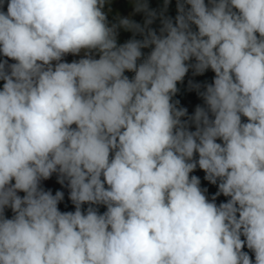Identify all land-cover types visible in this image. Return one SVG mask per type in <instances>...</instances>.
I'll return each mask as SVG.
<instances>
[{
  "label": "clouds",
  "instance_id": "1",
  "mask_svg": "<svg viewBox=\"0 0 264 264\" xmlns=\"http://www.w3.org/2000/svg\"><path fill=\"white\" fill-rule=\"evenodd\" d=\"M111 3L0 0V264H264V0Z\"/></svg>",
  "mask_w": 264,
  "mask_h": 264
},
{
  "label": "rangeland",
  "instance_id": "2",
  "mask_svg": "<svg viewBox=\"0 0 264 264\" xmlns=\"http://www.w3.org/2000/svg\"><path fill=\"white\" fill-rule=\"evenodd\" d=\"M147 3L149 5L150 9H155L158 13L163 9V0H147ZM112 9V13L109 16L110 20H114L117 14L121 17H128L131 15V19L134 20L135 22L143 25L144 20H145V14L143 12L141 13H134L133 12V6L131 3V0H112V3L110 5ZM6 11V7H5ZM168 16L175 17L176 15V0H171V3L169 4L168 11L165 13ZM149 27L157 30L159 32V28L161 27L160 20L157 18ZM132 32L130 31H125L123 29L119 30V37H118V42L119 43H124L128 39L132 38ZM139 39L140 37L137 36ZM145 54H147L150 49H144L143 50ZM79 57H74L72 55H68L65 57V59L68 62H71L74 59H78ZM10 63L12 61H9ZM131 76L134 75V73H126ZM214 73L211 70L206 71L203 75H194L193 70H189L187 75L185 76L184 80L182 83L177 84L178 92L177 94L173 97L174 100H178L179 107H184L187 108L188 114L193 115L195 112V108L197 105L203 106V100L201 97L198 96L197 94V89L195 85L199 84L200 85V91L203 90V87L206 83H211L212 79L214 77ZM2 84V82H0ZM194 130V127L193 129ZM191 175H196L200 178L201 181V187L207 189L206 196L208 197L209 200L216 194L217 192V186L209 183L207 180L204 179L205 173L197 168ZM65 186H62L57 182V175L53 174V176L46 181L42 182V186L45 188V190L51 189L53 195L57 190L62 191L64 193V200L59 204V208L61 211H74V205L69 199V189ZM22 196L23 193H20ZM227 197H224L223 195H220L216 198V203L219 205L221 202H226ZM84 207H87L85 205ZM104 206L99 207V211L103 213L105 211ZM6 215L10 218L12 213L11 210H6ZM245 251H248L246 248L244 249ZM252 255V253H249ZM254 260V256H253Z\"/></svg>",
  "mask_w": 264,
  "mask_h": 264
}]
</instances>
